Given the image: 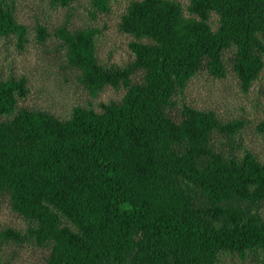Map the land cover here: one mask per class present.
I'll list each match as a JSON object with an SVG mask.
<instances>
[{
    "label": "trees",
    "instance_id": "16d2710c",
    "mask_svg": "<svg viewBox=\"0 0 264 264\" xmlns=\"http://www.w3.org/2000/svg\"><path fill=\"white\" fill-rule=\"evenodd\" d=\"M112 1L90 0L92 17ZM118 30L131 38L123 66L100 64L96 28L53 33L91 97L124 89L99 112L18 108L25 78H0V197L27 224L0 229V263L14 244L46 249L42 264H264V162L237 144L248 123L186 104L170 114L198 72L225 78L226 60L248 92L264 70V0H133ZM27 35L14 2L0 0V38L23 47ZM49 36L35 26L37 41ZM255 130L264 135V121Z\"/></svg>",
    "mask_w": 264,
    "mask_h": 264
},
{
    "label": "rangeland",
    "instance_id": "374dc122",
    "mask_svg": "<svg viewBox=\"0 0 264 264\" xmlns=\"http://www.w3.org/2000/svg\"><path fill=\"white\" fill-rule=\"evenodd\" d=\"M14 2L16 20L27 27V41L23 47L15 36L0 38V78H25L28 93L18 101V108L47 111L59 119L70 116L77 105L91 107L99 112L100 104L119 102L124 89L106 87L96 97H91L77 82L75 70L65 67V53L53 33L58 27L78 30L96 28V55L104 66H123L133 58L128 49L131 38L118 30L120 17L133 0H113L108 14L92 17L90 0H73L67 7L53 6L50 0H11ZM183 8L189 0H175ZM216 16L210 22L216 28ZM40 24L49 37L40 43L35 37V26ZM231 55L225 54V58ZM226 60L228 74L217 79L205 70L198 72L187 84L181 96L174 98L172 117L180 119L182 104L199 110H211L222 121L244 119L248 125L238 137L237 144L252 152L264 162V135L256 132L255 126L264 121V70L248 92L240 89L239 82ZM220 140L219 135L214 136ZM222 140V139H221ZM27 224L12 212L6 197H0V229L10 227L24 231ZM48 251L31 245H6L1 252L0 264H42ZM220 264H257L250 257L245 261L237 257L220 256Z\"/></svg>",
    "mask_w": 264,
    "mask_h": 264
}]
</instances>
